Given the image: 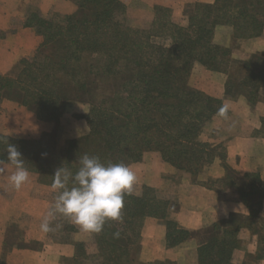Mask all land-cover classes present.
<instances>
[{"label": "trees", "instance_id": "obj_1", "mask_svg": "<svg viewBox=\"0 0 264 264\" xmlns=\"http://www.w3.org/2000/svg\"><path fill=\"white\" fill-rule=\"evenodd\" d=\"M73 1L76 11L58 20L39 12L25 19L23 26L35 29L43 43L33 59L21 61L17 77L0 74V102L15 101L39 120L56 124L66 105L86 104L88 113L75 119L86 121L87 133L68 140L62 150L57 149L55 133H43L38 139L0 133V160H7V143L15 145L29 172L39 174L49 185L57 168L65 165L75 172L78 157L84 154L106 164L130 166L141 163L146 153H158L163 162L193 177L217 157L225 163V155L201 139L223 101L193 88L189 79L195 64H201L227 76V97L245 96L251 105L257 104L264 87V58L235 60L232 50L216 44L214 36L219 26L232 27L236 39L260 36L264 0L195 3L186 28L172 22L167 8L156 6L155 20L144 30L132 26L128 7L119 0ZM3 36L0 31V39ZM155 38L166 41L155 43ZM225 169V180L239 188L243 202L249 204L250 198L258 197L262 204L263 185L260 189L254 183L242 186L234 182L239 175L227 164ZM124 200L122 221H108L101 233H91L101 264H145L140 255L147 218L165 221L168 248L191 238L188 231L166 220L171 200L155 188L145 185L139 194L131 192ZM255 219L253 215L250 222L230 228L217 224L206 228L210 237L198 249V263L233 264V255L242 245L240 232L253 231ZM75 248L74 263L85 264L86 244L77 242ZM256 257L264 259V237Z\"/></svg>", "mask_w": 264, "mask_h": 264}, {"label": "crops", "instance_id": "obj_2", "mask_svg": "<svg viewBox=\"0 0 264 264\" xmlns=\"http://www.w3.org/2000/svg\"><path fill=\"white\" fill-rule=\"evenodd\" d=\"M61 1L0 0V29L4 34L0 39L2 76L17 77L22 70L21 61L33 56L41 43L40 36L32 28L23 26L29 11L34 7L54 4L57 11L65 14L71 12L73 6H68L67 2L63 6L57 5ZM120 1L127 5L131 17L141 16V7L151 11L156 6H163L172 9L173 19L176 22L181 21L182 24L185 22L183 14L186 5L215 2V0ZM133 1L139 4L137 11L131 8ZM129 19L132 22V18ZM214 42L231 49L233 59L238 61H246L253 56L264 58V28L258 37L236 39L232 27L219 26L215 30ZM226 81L225 74L206 70L198 64H195L189 81L193 88L229 105L228 118L215 116L205 126L201 136L204 142L215 148L217 154L225 155V163L221 157H217L196 177L163 162L158 153H146L141 163L130 166L136 176L132 193L139 194L145 185L155 188L161 197L171 200L166 220L175 222L179 229L191 234V238L182 245L168 248L165 221L147 218L142 230L140 255L141 261L145 264L157 261L199 264L198 249L210 237V234L205 232L206 228L213 224L223 229L230 228L250 222L253 215H256L255 229L241 230L242 245L235 251L232 263L264 264V259L259 260L256 257L259 240L264 237V200L261 205L258 197L250 198L249 204L243 202L239 188L230 186L232 184L229 185L225 180L227 164L239 175L235 178V183L241 182L242 186L254 183L256 189L264 186V87L258 93L260 100L253 106L245 96L227 97ZM72 108V113H78H67L61 121L62 125L67 121L70 133L75 134L68 138L76 136L74 127L77 125L81 135L88 130L85 120L75 119L76 115L85 113L84 108V113H81L78 106ZM24 115L23 107L3 99L0 102V133L10 135L23 130ZM10 130L13 133H10ZM13 170L9 165L8 174ZM29 173V181L18 191L10 185L7 175L0 173V261L4 264H75L77 242H84L87 245V252L96 255L97 248L91 233L88 235L83 233L82 237L77 236L74 240L58 241L53 240L50 233L40 230L41 221L51 210L50 198L53 189L40 184L38 175Z\"/></svg>", "mask_w": 264, "mask_h": 264}, {"label": "clouds", "instance_id": "obj_3", "mask_svg": "<svg viewBox=\"0 0 264 264\" xmlns=\"http://www.w3.org/2000/svg\"><path fill=\"white\" fill-rule=\"evenodd\" d=\"M229 105L221 104L216 116L227 119ZM87 127V126H86ZM7 160H0V173L7 175L10 185L20 190L30 178L25 160L18 148L7 143ZM78 169L65 165L56 169L51 188L56 192L54 206L41 221L40 230L50 233L62 227H52L57 214L66 217L83 233H101L108 221H122L124 197L130 195L136 181L131 167L119 162L107 164L97 156L78 157ZM14 169L8 174V166ZM119 238L120 233L114 234Z\"/></svg>", "mask_w": 264, "mask_h": 264}, {"label": "rangeland", "instance_id": "obj_4", "mask_svg": "<svg viewBox=\"0 0 264 264\" xmlns=\"http://www.w3.org/2000/svg\"><path fill=\"white\" fill-rule=\"evenodd\" d=\"M120 1V0H119ZM67 2V3H66ZM121 2V1H120ZM67 4L68 6L72 5L73 6V9L71 12L69 13H63V12H60V11H57L55 10V6L54 4H51L47 7H43V6H39V8H33L29 11V13L27 14L26 18L30 15V13L32 12H39L43 17H47L49 19H54V20H58L59 17L58 16H67V15H70L72 13H74L77 9V5L75 4V2L73 0H62L60 3H58L57 5H62L63 4ZM123 3V2H122ZM138 2L137 1H133L131 4V8L134 10V11H137V7L139 4H137ZM125 4V3H123ZM56 5V4H55ZM126 5V4H125ZM127 6V5H126ZM163 7V6H162ZM141 8H144L141 10ZM140 8V12L142 13L141 16H132L131 15L129 16V12L127 14V17L129 18H132V26L136 27V28H139L140 30H144V29H148L151 24L153 23V21L155 20V8L152 9L151 11L150 10H146L145 7H141ZM167 8L169 11H171V16H172V22L174 24H177L181 27H188L189 26V17L191 16L192 12H193V4H188L185 6V9H184V16H185V22L184 24H182L181 21L179 22H176L174 19H173V12H172V9L168 8V7H165ZM150 12V13H149ZM146 18V19H145ZM146 20L145 22L143 21ZM13 26H16V25H13ZM33 29V28H32ZM35 31V29H33ZM0 31L3 33V31L0 29ZM36 32V31H35ZM40 36V35H39ZM41 38V43L39 44L38 48L41 46V44L43 43V38L40 36ZM168 40V39H167ZM153 41L155 43H164L166 40L165 39H160V38H155L153 39ZM37 48V50H38ZM37 50L35 51L34 55L29 57V58H25V59H33L34 56L37 54ZM198 64V63H197ZM200 66H202L203 68H205L203 65L201 64H198ZM206 70H208L207 68H205ZM190 81V79H189ZM190 84V83H189ZM199 90V89H197ZM201 91V90H200ZM203 92V91H202ZM205 93V92H204ZM214 98V97H213ZM8 100V99H7ZM11 101V100H10ZM12 102H15V101H12ZM17 103V102H15ZM18 104V103H17ZM73 106H78V108H81L80 111H82L81 113H85L83 115H86L89 111V107L88 105L86 104H81V103H73V104H68L64 107L63 109V115H62V118L60 120V122L58 124L56 123H53V122H44V121H41L39 120L35 113L29 111L27 108H24L25 109V115H24V122H25V128L21 131H19L18 133L15 132L14 134H10L9 136H13L15 138H22V139H38L40 138L43 133H46V132H49V133H55L56 136H57V149L58 150H62L65 145H66V142L70 139H73V138H68V137H72L70 135H73L70 133V129H69V125L67 123V121H65V123L62 125L61 121L63 119V117L65 115H67V113H72V107ZM22 107V106H21ZM83 108H84V111H83ZM73 113H78V112H73ZM72 113V114H73ZM81 115V114H80ZM71 120V119H70ZM74 130L76 131V136L74 138H78V135L81 136V131H80V128L79 126H75L74 127ZM58 131V133H57ZM61 131L63 133H61ZM10 133H13L12 130H10ZM39 135H38V134ZM2 134V133H1ZM7 135V134H5ZM33 135H38L37 137L33 136ZM75 135V134H74ZM73 135V136H74ZM64 138V139H63ZM160 156V154H159ZM162 160V159H161ZM151 162L153 161L152 159L150 160ZM163 161V160H162ZM131 166V165H130ZM36 175H38L39 177V183L44 185V186H50L49 184H46L45 182H43L42 178H40L39 174L37 173H34ZM55 196H56V192L53 190V195L51 196L50 198V202H51V209L53 208L54 206V200H55ZM57 224H60L62 225V227H60L59 229H56L55 231L53 232H50V235L53 236V240H58V241H65V240H74L77 236H80L82 237L81 235H83V232H81L77 226L73 225L68 218L66 217H63V216H60L59 214L56 215V217L53 219L52 221V227L55 228ZM82 233V234H81ZM84 235H88V233H84ZM91 239V238H90ZM86 250L88 251L87 249V245H86ZM87 255H88V258L85 260V264H101V261L100 259H98L96 257V255H93V254H90L87 252Z\"/></svg>", "mask_w": 264, "mask_h": 264}]
</instances>
